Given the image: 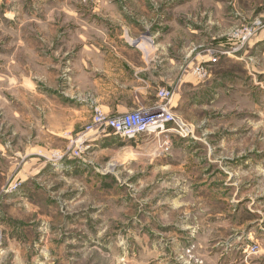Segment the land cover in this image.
<instances>
[{"label": "rangeland", "instance_id": "rangeland-1", "mask_svg": "<svg viewBox=\"0 0 264 264\" xmlns=\"http://www.w3.org/2000/svg\"><path fill=\"white\" fill-rule=\"evenodd\" d=\"M232 3L0 0V264H264V50L221 54L260 9ZM165 108L183 131L106 125Z\"/></svg>", "mask_w": 264, "mask_h": 264}, {"label": "built area", "instance_id": "built-area-1", "mask_svg": "<svg viewBox=\"0 0 264 264\" xmlns=\"http://www.w3.org/2000/svg\"><path fill=\"white\" fill-rule=\"evenodd\" d=\"M261 23L259 21L253 22V24H249L245 30H242L239 33H235L232 37L233 39L242 38L244 40L250 39L260 30ZM237 49L231 50V52H221L222 55H229L236 53ZM218 56H213L212 59L208 62H204V64L216 63ZM212 65V64H211ZM197 68L195 70L196 74L205 75L207 72L203 68ZM207 71V70H206ZM171 96L168 90H162L160 93V97L163 100H167ZM101 121L99 122V124ZM172 123L178 127L180 131H183V125L180 123L173 113L169 112L167 108L162 109L161 112L155 115H147L140 112H134L132 114H124L120 115L117 118L109 120L106 125H110L113 129L114 133L123 137V138H134L136 136H141L146 133L164 128L167 124ZM100 124L99 126H102Z\"/></svg>", "mask_w": 264, "mask_h": 264}, {"label": "crops", "instance_id": "crops-1", "mask_svg": "<svg viewBox=\"0 0 264 264\" xmlns=\"http://www.w3.org/2000/svg\"><path fill=\"white\" fill-rule=\"evenodd\" d=\"M238 1L239 0H233V5H234V7H236L237 6V4H238ZM245 2H247V3H249L250 5H251V3H255V2H257V3H255V4H258V8L260 9V13H259V17L257 18V19H255V21H259L260 23H261V25H262V28L260 29V30H262V31H260V33H259V35L254 39V40H252L251 42H250V44H249V47L247 48L248 50H242V51H239V53L237 54V53H234V54H230L229 56L231 57V58H234V59H236V60H238V61H244V64H246V65H249V63H248V59L250 58L249 57V55H251L250 53H251V51L252 50H254L255 51V53H257V54H259V56H262V50H264V0H244ZM254 4V5H255ZM219 4L217 3V6H218ZM253 5V6H254ZM254 11H255V9H254ZM242 15V14H241ZM246 18L245 19H242L241 18V16H240V14L237 12V13H235V11H232V14H229V20H231L232 22L233 21H235V20H237V23L238 22H241L242 20H248V21H251L250 23H246V24H252L253 22H252V20H251V17L250 16H245ZM250 19V20H249ZM247 21V22H248ZM193 28H191L190 27V33L192 34V35H194V36H197V35H201V33H199L200 32V25L198 24V23H195V24H193ZM238 52V51H237ZM146 53V52H145ZM139 55H140V57H141V59H142V64L144 65L143 67H146V70L145 71H148V65L150 64V63H152L153 64V61H151V62H149L148 61V59H152L151 58V56L149 57V55L146 53V54H144V52L143 53H139ZM248 58V59H247ZM122 59V58H121ZM156 62V61H155ZM207 62V61H206ZM125 63H127L126 65H127V67H129L130 69H131V72L133 71L134 72V70H141V68L140 67H137V68H132L131 66H133V64H131V63H128L126 60H125ZM248 63V64H247ZM118 65V63L117 64H115V66L116 67H118L117 66ZM134 67V66H133ZM151 73H153V75H157V73H155V72H153V71H151ZM133 76H134V74H133ZM162 79V81H163V83L162 84H167V85H172L170 82H168L169 80H167V81H165V78H161ZM170 83V84H169ZM185 83L186 84H188V82H186L185 81ZM190 83H192V82H190ZM132 90V89H131Z\"/></svg>", "mask_w": 264, "mask_h": 264}]
</instances>
